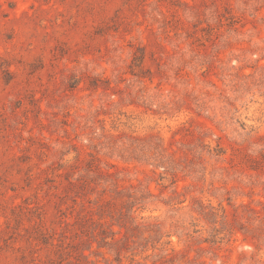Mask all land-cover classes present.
Masks as SVG:
<instances>
[{"label": "rangeland", "instance_id": "obj_1", "mask_svg": "<svg viewBox=\"0 0 264 264\" xmlns=\"http://www.w3.org/2000/svg\"><path fill=\"white\" fill-rule=\"evenodd\" d=\"M156 145L180 163L175 182ZM92 160L140 197L135 228L95 211L80 223L113 195ZM156 253L264 264V0H0V264Z\"/></svg>", "mask_w": 264, "mask_h": 264}, {"label": "trees", "instance_id": "obj_2", "mask_svg": "<svg viewBox=\"0 0 264 264\" xmlns=\"http://www.w3.org/2000/svg\"><path fill=\"white\" fill-rule=\"evenodd\" d=\"M134 58L142 63L143 61V55H139L137 53H135ZM155 151L153 152V155L151 156L152 159L154 161H156V167H161L163 169L164 173H168L171 175L173 182H175L179 176L178 172L179 170H182L179 166L180 163L178 161H176V159L174 157L171 156V154H168L166 152L165 147H159V145H156L155 147ZM185 167V166H183ZM88 171H95L98 173V175H104L106 177H109V179L111 178V183L113 185V195L110 197L107 195L106 193V189H101V192L98 195V198H96V200L93 202V205L95 206L94 209H89L87 211H85L84 213L81 214V212H83L86 209V206L84 205V203L80 204V212H78L77 214L80 215L78 216V219L80 221V223L82 225H86L87 223H94L92 221V211H95L96 214L99 215V219L105 216H109V217H114V222L116 223H112V224H116L119 228H123L125 231L126 230H131L133 228H135L137 226V224L134 223L133 218L134 216L132 215V208L135 204L140 202V197H136L134 194V191H125V187L123 186H119L117 185V183L115 182V172L114 171H106V172H102V170L100 169L98 163H96L95 161L92 160V162L88 163V167H87ZM62 174H59V176ZM64 178L67 181V188H69V190H72L75 195H79L81 194L82 190H87L90 193H93V190L96 186V182L93 181V178L91 177H80L78 176L76 178V180H73V178L69 175L68 172L64 173ZM106 181H108V179H105ZM176 191V190H175ZM119 196H125L126 199H123L122 202L119 199ZM76 200V199H75ZM89 204H91V199H87V201ZM125 202V203H124ZM122 203V205H121ZM120 205V206H118ZM88 211L90 212L88 214ZM92 213V214H91ZM100 228L102 227L103 223L101 221H98L97 224ZM100 234L103 233L104 229H100ZM111 232L112 235L115 234L114 231L109 230ZM120 232L116 231V233ZM126 232L123 233L124 237ZM113 242H117L118 240H120L121 238L115 239L114 237H112ZM79 255H81L82 257H86L85 254L80 253ZM156 258V260L152 263V264H158L156 263L157 261L163 259V255H159V254H154Z\"/></svg>", "mask_w": 264, "mask_h": 264}]
</instances>
